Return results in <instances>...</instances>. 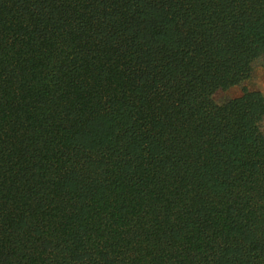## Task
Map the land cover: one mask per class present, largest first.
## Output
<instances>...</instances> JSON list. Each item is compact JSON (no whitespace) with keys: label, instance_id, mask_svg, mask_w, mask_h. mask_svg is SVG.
Here are the masks:
<instances>
[{"label":"trees","instance_id":"1","mask_svg":"<svg viewBox=\"0 0 264 264\" xmlns=\"http://www.w3.org/2000/svg\"><path fill=\"white\" fill-rule=\"evenodd\" d=\"M263 64L264 0H0V264H264Z\"/></svg>","mask_w":264,"mask_h":264},{"label":"rangeland","instance_id":"2","mask_svg":"<svg viewBox=\"0 0 264 264\" xmlns=\"http://www.w3.org/2000/svg\"><path fill=\"white\" fill-rule=\"evenodd\" d=\"M250 91H259L264 97V64L259 66L253 78L245 85ZM243 94V87H235L227 92L220 93L216 96L218 102H224L229 99L240 97Z\"/></svg>","mask_w":264,"mask_h":264}]
</instances>
